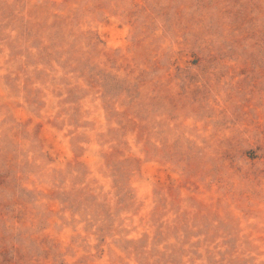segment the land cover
Masks as SVG:
<instances>
[{"label": "rangeland", "instance_id": "1", "mask_svg": "<svg viewBox=\"0 0 264 264\" xmlns=\"http://www.w3.org/2000/svg\"><path fill=\"white\" fill-rule=\"evenodd\" d=\"M0 264H264V0H0Z\"/></svg>", "mask_w": 264, "mask_h": 264}]
</instances>
